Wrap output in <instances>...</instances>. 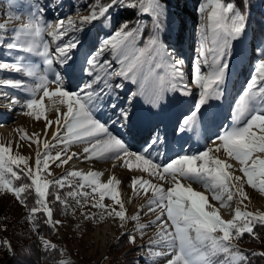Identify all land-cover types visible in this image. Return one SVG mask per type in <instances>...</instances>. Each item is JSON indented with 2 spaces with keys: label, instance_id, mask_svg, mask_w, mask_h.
I'll return each instance as SVG.
<instances>
[{
  "label": "snow or ice",
  "instance_id": "obj_1",
  "mask_svg": "<svg viewBox=\"0 0 264 264\" xmlns=\"http://www.w3.org/2000/svg\"><path fill=\"white\" fill-rule=\"evenodd\" d=\"M14 6L23 7L16 5L15 0H9V8ZM47 7L39 0H31L25 14L26 22L20 27L10 30L6 23L0 22V47L6 48L9 56L16 53L12 62L0 61V72L32 78L29 83L25 79L0 76V88L26 94L23 103L20 97L7 91L0 92V96L10 105H21L27 110L24 115L33 116L37 121L45 118V135L53 124L45 117L47 98L57 113V127L52 134L56 144L41 141L36 134L21 136V139L27 138L37 145L34 168L29 166L27 158L13 155L10 145L0 144V193L12 194L21 205L29 208L28 196L34 189L36 206L28 211V220L33 222L34 231H37L34 215L37 212L46 217L44 223L51 228L60 225L62 221L54 219L50 204L58 203L67 209L69 198L75 200L77 207L90 205L101 210V220L105 216L118 218L123 227L128 219L139 221L140 217L139 214L126 215L117 191V185L121 183L119 179L112 177L106 183L101 182L102 173L98 171H70L52 180L45 174L51 175L50 161H58L56 166L60 167L77 157L75 152L67 154L73 143L87 145L83 148L88 154L85 159L122 160L123 165L131 169L134 158L141 171L169 185L165 188L163 184L136 177L131 180L134 190L143 189L145 194L151 190L147 211L155 213L159 210V215L151 222L158 226V231L147 247L146 264H155L158 257H169L166 264H250L249 255L233 241L239 240L244 233L257 238L254 229L257 225L264 226V212L242 211L237 207L233 218L224 220L213 202L226 207L227 201L239 196L243 204L248 199L242 183L244 178L247 185L264 193V49L253 57L254 70L235 101L230 126L220 131L217 118L208 107L209 101L220 100L224 95L223 86L231 60L236 55L241 58L245 55L237 46L246 36L247 0H244V10L226 0H203L200 3L198 55L190 78L191 85L198 90V98L188 114L181 113L177 117L174 131L180 134L194 128L198 130L203 121L209 133V144L203 151L176 155L163 164L154 162L161 155L156 146L165 143L154 117L162 109L166 93H177L175 99L179 103L186 102L180 99L181 96L193 95L192 88L184 83L185 60L166 42L170 15L167 0H94L88 5L87 15L81 16L78 12L76 17H57L54 24L45 15ZM114 8L132 10L135 23L117 19L110 11ZM21 19V15H9V20ZM94 22L110 26V31L81 60L75 54L87 40V36L81 34L90 30ZM46 36L55 43L54 51L50 50ZM41 65L44 74L38 75L36 69ZM74 83L76 90H71ZM126 85H134L135 90L129 88L127 100L117 108L119 93ZM110 97L112 100L107 107L118 112L112 124L133 138L142 131L148 132L150 139L145 141L141 151H130L123 139L97 119L96 113ZM138 99H142V109L137 108L135 102ZM57 105L66 106V111L61 114ZM41 143L43 152L39 147ZM56 145H63V148L53 157L51 149ZM221 150L238 162L243 176L229 171L233 164L216 155ZM193 183L201 185L205 191L194 190ZM50 186L53 191H49ZM65 187L70 190L62 195L59 190ZM106 196L119 206L118 210L104 203ZM49 197L54 199L50 201ZM83 215L86 220L95 218L94 213ZM146 227L148 225H138L141 234ZM128 239L130 243L136 241L133 235ZM39 241L45 253L60 252L63 255L56 244L43 236ZM3 243L11 250L8 242ZM156 246L159 250H154ZM251 255L264 256V252ZM58 264L71 262L61 259Z\"/></svg>",
  "mask_w": 264,
  "mask_h": 264
},
{
  "label": "rangeland",
  "instance_id": "obj_2",
  "mask_svg": "<svg viewBox=\"0 0 264 264\" xmlns=\"http://www.w3.org/2000/svg\"><path fill=\"white\" fill-rule=\"evenodd\" d=\"M16 5H23V7L14 6L9 8V0H0V22L6 23L8 29H15L21 26L22 23L26 22V13L28 11V6L31 0H15ZM39 2L43 5L48 6L47 11L45 13L48 20H51L53 24L57 17L59 18H66L67 16L71 15L73 17L79 15H87L88 14V5L94 0H39ZM203 0H167L168 7H169V25L168 30L165 33L166 42L169 44L171 50L175 51L181 58L185 60L184 65V83L187 84L189 87L192 88L193 95L188 97L181 96L180 99L186 101L185 103H179L176 101L175 97L178 95L177 93H173V97L169 98V100L174 101V105L176 107L173 108L174 112H170V108L168 110V114L166 115L165 111L163 114H159L160 117H164L165 119L169 120L171 117L173 118L171 123V128L169 132V139L170 143L167 147V144H159L156 146L161 155L159 156L157 161L160 163H168L170 159L175 158L176 155L180 154H193L197 153L194 149H189L188 145L192 139L193 132H184L177 134L174 129L177 122V117L181 115V113L188 114L190 110L194 108V100L198 98V90L195 89L193 85L190 83V78L192 74V68L195 62V52L197 48V40H196V33L199 32V13L198 7ZM50 5V6H49ZM55 7V11L53 8ZM113 12V15L116 17L117 8L110 10ZM21 15L22 19L19 21L16 20H9V15ZM198 29V30H197ZM110 31V26L101 25L99 22H94V26L90 27V30H87L86 33L81 35H86L87 40L84 44L83 48H80L75 53L79 56L81 60H83L89 53V50L93 48L94 45H97L100 40H102L106 34ZM50 45V50L54 51L55 43L52 41L51 37H45ZM64 39H67L65 37ZM8 40H5V45L7 44ZM237 48L245 53L243 58L239 55L234 56L231 60L230 64V71L226 77V82L223 86L224 95L220 100H211L209 101L208 107L210 108L211 112L217 118L216 123L220 125L219 130L223 131L224 127L230 126L232 122V110L235 106V101L238 96L242 93V90L246 87L247 82L250 80L251 75L253 73V57L255 54H258L260 49H264V39L260 42H257L254 38L250 29L247 28L246 36L243 40L242 44H239ZM254 50H257L254 53ZM236 49H234V52ZM16 53L14 52L11 56L7 54V50L4 47H0V61L12 62L14 60ZM197 56V54H196ZM40 68H43L42 65ZM245 71L244 75H242L241 71ZM17 73H9V72H0V76L5 78H12V79H25L29 83L32 82V78L24 77L22 74ZM50 78H51V74ZM249 78V79H246ZM129 88L134 90V85H126L125 91L119 93V99L117 102L121 101L123 105L128 97V90ZM2 89V90H1ZM71 90H76L75 83L72 85ZM7 91L10 94L16 95L21 98L23 103V98L26 94L21 93L17 90L9 89V88H0V92ZM112 98L110 97L106 102L105 106L101 108V110L96 113L97 119H100L101 122L105 123L109 126V130L113 132V134L117 135L118 138L125 140L127 139V135L124 134V137L120 136L119 133H122V130L115 124H112L111 121L116 119L118 112H112L107 107V104L110 103ZM5 101V102H4ZM8 100L4 99L0 96V144H4L5 146H11L12 154L13 155H21L28 159V163L30 167H35V154L37 150V145L33 143L32 140L27 138L21 139V136L25 133L28 137H33V134H36L40 137L41 141H48L49 143L55 145L56 142L52 139V134L55 130L49 131L47 130V135L44 134V128L42 129L40 126L44 123V118L42 117L41 120L37 121L35 117L24 115L23 113L27 111L26 109L22 108L21 105H17L16 110H12L9 113L13 118H4L6 111L3 109L4 104ZM136 103V102H135ZM16 111H20L19 115ZM65 110L62 109L61 114ZM224 111V113H223ZM26 116L28 119L29 126H25L24 128L18 126L21 122L20 116ZM219 114V115H218ZM10 116V115H9ZM57 116V114H56ZM219 116V117H218ZM222 116V117H221ZM30 117V118H29ZM156 116V119H160L162 123V119ZM220 119V120H219ZM224 121V122H222ZM203 130L205 131L206 135H202L203 137V144L204 146L199 150H205V145L209 144L207 139V128L203 121ZM33 124V125H32ZM57 127V125L55 124ZM6 127V131L4 132L3 129ZM117 127V128H116ZM165 127V124H164ZM158 129L161 130L160 125H158ZM121 130V131H120ZM213 131L216 130L215 126L212 129ZM207 131V132H206ZM188 133V134H187ZM61 134H63V129H61ZM123 134V133H122ZM144 131L141 132L138 140L132 145H129L130 151L139 152L144 147L145 141L149 139L144 135ZM184 140L180 145L179 141ZM166 140V139H165ZM172 140V142H171ZM194 142V141H192ZM168 143V141H167ZM127 145L129 143H126ZM162 145V146H161ZM181 145H183V150L181 149ZM85 147L87 145L73 143L67 149V154H71L72 152L77 151L76 149ZM134 146V147H133ZM40 151L43 152V144H40ZM168 149H166V148ZM178 147V148H177ZM63 148V145H56L51 149V154L53 157L57 151H60ZM175 148L177 151L175 152ZM165 151V152H164ZM84 153V152H83ZM223 153L221 150L220 154ZM85 154L81 155L80 157H76L75 160L69 161L67 165H61L57 167L56 165L59 163L58 161H50L49 170L51 175H48L47 179H55L62 177L65 173L70 171H77L76 170V163L75 161H79L81 164L84 163H102L105 164L110 160H100L95 157L85 159ZM87 156V154H86ZM63 158V157H62ZM112 161V160H111ZM73 162V163H72ZM72 164V166L70 165ZM68 165H70L68 167ZM118 166V170L120 173L127 174L128 176L124 178L127 181H121L119 185H117V191L119 193V198L123 202L126 210V215L131 217L133 215L139 214V221H134L128 219L124 226H120V221L118 218L107 217L105 219H100V212L101 210L91 208L90 205H84L81 207H77L75 200L72 198L68 199L69 207L66 209L63 207V216L60 219L62 223L56 228L52 230V236L49 240H53L58 243L60 250H62L63 255L60 254L58 261L63 259L66 261H70L71 264H129V261L124 260L123 253L129 248H116V239L122 233H129L136 237L135 245L138 246L139 252L136 254V261L134 264H146V252L147 247L151 239L156 238V233L158 231V226L152 224L151 222L155 220L156 215H159V210L155 213H150L147 211V202L148 199L151 197V190L149 189L147 194H145L143 189L137 188L136 190L133 189L131 180L134 177L143 178L146 180H151L152 183L155 184H163L165 188L167 185L165 182L160 181L158 177L149 176L148 173L141 171L139 167H132L131 169L124 167L122 165ZM23 168V165H21ZM115 168V169H116ZM95 168H93V171ZM229 171H233L235 175L243 176L242 173L239 172L238 169H229ZM238 173V174H237ZM136 175V176H135ZM110 177H114V175H110ZM126 184L125 186L123 184ZM244 191L246 192L248 199L244 200L243 204L240 203L239 196H234L232 201H227V210H231L232 208H236V205H240L242 207V211H250L253 213L264 212V193H257L256 189H253L246 183V178L242 181ZM192 185H196L199 190L205 191L203 187L199 184L193 183ZM147 187V186H145ZM126 188V189H125ZM70 189H67V191ZM66 191V192H67ZM88 191H91L88 189ZM234 191V189H233ZM97 195L98 198V194ZM207 195V192H206ZM209 199H211L210 194ZM105 204L112 205L116 207L117 210L119 209L118 205H114L111 201V198L106 196L104 200ZM216 206L220 207L219 202H213ZM0 206L1 208L8 211L13 217L18 219H25L24 214L21 211V207L18 205L17 200L12 194L8 193H0ZM223 208V207H222ZM85 213L88 214H95L94 219H84ZM166 217V216H165ZM166 219V218H165ZM232 218H227L229 220ZM24 222V221H23ZM170 223V222H169ZM139 224L148 225L143 230V234L138 230ZM105 225H110L109 229H111L112 233L108 236V240L103 243L102 241V233L100 232L98 236L97 230L100 227ZM96 234V235H95ZM95 237V238H94ZM154 250H159V247L156 246ZM169 257H158L155 258V264H166V261ZM43 264H51V263H43Z\"/></svg>",
  "mask_w": 264,
  "mask_h": 264
},
{
  "label": "trees",
  "instance_id": "obj_3",
  "mask_svg": "<svg viewBox=\"0 0 264 264\" xmlns=\"http://www.w3.org/2000/svg\"><path fill=\"white\" fill-rule=\"evenodd\" d=\"M226 2H233L236 7L244 10V0H226ZM247 3V11L249 14L247 28L250 29L253 38L257 42H260L264 39V0H247ZM116 18L121 21L129 20L133 23H135L136 20L135 13L132 10H125L122 8H117ZM16 170L20 171L19 169ZM66 174L67 173L64 175ZM45 175L47 178L48 174L46 173ZM23 182L30 183L28 180H24ZM67 189L69 188L65 187L59 191L63 195L66 193ZM49 191H53L51 186ZM48 199L51 201L54 197H49ZM17 203L24 214V222L22 219L13 217L0 206V264H56L60 252L45 253L39 241L40 236L49 240L52 236L53 228L44 223L46 217L41 212L34 214L35 228L37 231L33 230V222L28 220L29 208L36 206L34 189L31 191V195L28 196L29 208H25L18 201ZM50 207H53L54 219L60 220L64 213L63 206L56 203L54 205L50 204ZM254 231L257 234V238H253L251 235L244 233L239 240H234L233 243L249 255L250 264H264V256L251 255L253 252H264V226L257 225ZM129 235V233L120 234L115 243L117 249L129 247L123 253L125 257L124 260L129 261V264H134L137 260L135 255L138 254L139 248L135 243L129 242ZM49 241L56 244L57 248L60 250L58 243L53 240ZM3 242H8L11 246V250H9Z\"/></svg>",
  "mask_w": 264,
  "mask_h": 264
},
{
  "label": "bare ground",
  "instance_id": "obj_4",
  "mask_svg": "<svg viewBox=\"0 0 264 264\" xmlns=\"http://www.w3.org/2000/svg\"><path fill=\"white\" fill-rule=\"evenodd\" d=\"M198 55V54H197ZM197 58V56H196V53H195V59ZM37 73H38V75H43L44 73H43V68H40V67H38L37 69ZM242 73V75H244V73H245V71H241ZM17 75V74H16ZM2 90V89H1ZM134 90H135V86H134ZM125 91V90H124ZM2 97V96H1ZM171 97V99H172V97H173V92H168V93H166V96H165V100L163 101V103H162V110L163 111H165L166 110V112H165V114L167 115L168 114V110H169V108L171 109L170 110V112L169 113H171V112H174L173 111V108L174 107H176L175 105H174V101L173 100H169V98ZM170 101H171V103H170ZM5 102V101H4ZM111 102V101H110ZM107 103V102H106ZM119 103L120 104H122V102L121 101H119ZM4 104V106H3V109L6 111V113H4L5 114V116H4V118L7 116V118L9 119V118H13L12 116H11V114L9 113L10 111H12V110H16L17 108H20L21 106H19V107H17V105H10L9 104V102L7 101L6 103H3ZM119 104V105H120ZM45 105H46V107H45V117L48 119V120H52L53 121V124L51 125V127H49L48 129H49V131H51L52 132V130H56V126H55V120H56V108L55 107H52L51 106V102L47 99V98H45ZM136 105H137V108L138 109H142L143 107H144V105H143V102H142V99H138L137 101H136ZM59 108H60V111H62V109L63 110H65L66 111V106H64V105H57ZM110 110V109H109ZM116 110V109H115ZM115 110L114 111H112V112H115ZM162 110H160L159 111V113H158V115H157V117H160V115L159 114H163V111ZM16 113L19 115V113H20V111H16ZM223 113H224V111H223ZM10 115V116H9ZM219 115V114H218ZM219 117V116H218ZM222 117V116H221ZM27 117L26 116H23L22 117V114H21V116H20V119H21V122L19 123V125L18 126H20V127H22V128H24L26 125L27 126H29L30 125V123H28L27 124V122H28V119H26ZM30 118V117H29ZM163 121H162V123H161V120L160 119H158V123H156L157 125H160V127H161V129H163V132H165V134H163V136H161V138L162 139H166L165 140V143L167 144V147H168V145H169V143H170V139H169V137L168 136H170L169 135V132H170V128L172 127L171 126V121H172V117L169 119V120H167V119H165L164 117H160ZM156 120V117H154V121ZM220 120V119H219ZM222 122H224V121H222ZM45 123H46V120H45V118H44V123L43 124H41V128L43 129H45ZM164 124H165V127H164ZM217 124H218V122H217ZM33 125V124H32ZM171 126V127H170ZM214 127V126H213ZM117 128V127H116ZM216 128V127H215ZM3 131L5 132L6 131V127L3 129ZM121 131V130H120ZM158 131H159V129H158ZM193 136H192V139H191V141L189 142V149H191V150H195V151H197V153L199 152V150L204 146V144H203V134L204 135H206L205 134V131L203 130V124L202 123H200V125H199V128H198V130L197 129H193ZM207 132V131H206ZM144 133L146 134V135H148V132L147 131H144ZM144 134V135H145ZM159 134L160 135H162L160 132H159ZM188 134V133H187ZM119 135L120 136H122V137H124V134H122V133H119ZM141 135V132L140 133H138L137 135H136V137L135 138H133L132 136H129V135H127V139L128 140H125V142L126 143H129L128 144V147H129V145H131V147H132V145L138 140V138H139V136ZM208 135V134H207ZM203 137V138H202ZM178 139V138H177ZM179 141H177V142H179V145L184 141V140H180V139H178ZM167 141H168V143H167ZM192 141H194V142H192ZM171 142H172V140H171ZM162 146V145H161ZM134 147V146H133ZM83 148H84V146L82 147V148H79V149H76L77 151H75V153H77V157L79 156H81V155H83L84 153H83ZM166 148V147H165ZM178 148V147H177ZM177 148H175V152L177 151ZM130 149V148H129ZM167 149V148H166ZM168 150V149H167ZM165 152V151H164ZM73 153V152H72ZM88 155V154H87ZM216 155H218L221 159H225V160H227L228 161V163H230V164H233V168L232 169H238L239 168V164H238V162H236V161H233L232 159H230V158H228L227 156H226V154H224V153H222V154H220V153H216ZM85 157H86V154H85ZM75 158L76 157H74V160H75ZM73 163V162H72ZM75 163L77 164L76 165V170L77 171H82V172H88V171H93V168H95V170L94 171H98V172H101L102 173V176H101V182H107V180L108 179H110V178H112V177H110V175H114V177L115 178H117V179H121V181L123 182V181H126V180H124V178L125 177H127L128 175L127 174H124V173H120V171L117 169L118 168V166H116V165H118L119 164V166H121L122 167V165H123V161L122 160H118V161H109V162H106L105 164H100V163H96V164H90V163H84V164H81L79 161H75ZM132 163H133V167H137L136 165H137V162H135V160H134V158H133V161H132ZM71 166H72V164H70ZM70 165H68V167L70 166ZM124 166V165H123ZM117 167V168H116ZM125 167V166H124ZM116 168V169H115ZM235 174V173H234ZM238 174V173H237ZM136 176V175H135ZM138 177V176H137ZM136 177V178H137ZM126 183H127V181H126ZM182 183H186V182H184V181H182ZM162 184V183H161ZM124 186L126 185L125 183L123 184ZM127 186V185H126ZM192 187L194 188V190H199L198 189V187L196 186V185H192ZM126 189V188H125ZM199 191H201V190H199ZM256 191H257V193H260L259 192V190L258 189H256ZM207 195H208V193H207ZM263 199H264V197H263ZM211 200V199H210ZM215 205V204H214ZM228 206V205H227ZM226 206V207H227ZM215 207L216 208H218L219 209V214H220V216H221V218L222 219H224V220H226L227 218H233V216H234V214H235V209L237 208V207H240L241 209H242V207L240 206V205H236V208H232L231 210H227L226 209V207H221V208H219L218 206H216L215 205ZM164 218H166V217H164ZM110 226V225H109ZM109 226L108 225H105V226H103V227H100V228H98V230H97V235L96 236H98L99 235V233L101 232L102 233V235H103V237H102V241H103V243H105L109 238H108V236L112 233V231H111V229H109ZM95 238V237H94Z\"/></svg>",
  "mask_w": 264,
  "mask_h": 264
}]
</instances>
